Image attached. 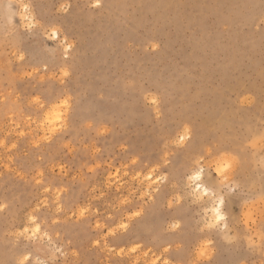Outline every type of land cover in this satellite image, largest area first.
I'll return each instance as SVG.
<instances>
[{
    "label": "rangeland",
    "instance_id": "obj_1",
    "mask_svg": "<svg viewBox=\"0 0 264 264\" xmlns=\"http://www.w3.org/2000/svg\"><path fill=\"white\" fill-rule=\"evenodd\" d=\"M24 2L0 0V264H264V9Z\"/></svg>",
    "mask_w": 264,
    "mask_h": 264
},
{
    "label": "bare ground",
    "instance_id": "obj_2",
    "mask_svg": "<svg viewBox=\"0 0 264 264\" xmlns=\"http://www.w3.org/2000/svg\"><path fill=\"white\" fill-rule=\"evenodd\" d=\"M136 1L138 2V5L143 3V0H119V2H117V5L119 7V12L120 11H121V13L125 12L124 8L126 9V6L129 3H133V2L137 3ZM155 2H157V4L159 6H163V7H165L168 10L169 9L172 10L173 6H179V5L180 6H184L185 4L196 5L197 3H199L198 0H176V1L175 0H155ZM207 2L209 3V6L207 7L208 8V12L212 13V14H216V12H217L216 8L219 7V6L220 7H222V6L229 7L228 14H227V16H225V18L230 23H233L235 20H238V21L244 22V23H246V22L249 23L251 18L254 15V11L256 10V8L261 7L262 9H264V2H262V0H207ZM259 4H261L262 6L259 5ZM246 8H249V9L245 10ZM213 9H214V13H213ZM156 19H157V17H155V20ZM145 21L143 19H138L137 20V25L139 26L140 24H142V22H143L142 25H144V24H146ZM54 36L56 38L59 37V34H58L57 31L54 32ZM244 38H245L244 35L241 36L238 33H234L231 36V43L230 44H223L222 42L220 43L218 38H217L216 41H213L211 43H212L213 49L215 51H217V50L219 52L228 51V55L231 57L230 63H231V65L234 66V63H237L236 62L237 60H236L235 57H239L240 54H241L240 47H241V44H242V40H245ZM208 41H209V38H208ZM206 43H207V38H206V40L200 39L197 49L198 50H203L204 46L206 45ZM102 47L103 46H100L98 44H94V45L90 46V49L99 51V50L102 49ZM108 53H106V54H108ZM105 58H106V55L102 56L100 54H97V57L94 60H92V61L95 64H100ZM225 67L223 66L222 69L224 68V70H225ZM208 70H209V68H206V72ZM187 136H188V134L182 135L180 137V139L184 140V139L187 138ZM198 144L199 143L197 141H195L193 143L191 149L194 146L198 145ZM188 164H195V163L191 162V163H188ZM191 166L192 165H187V168L185 169L184 173L187 176V179L190 178L191 181L193 182L194 191L199 193V194L210 195V193L213 192V190L211 191L210 188L205 184L203 168H199V167L195 168V166L191 168ZM198 173H200L201 178L199 180L193 179V177H195ZM217 206H218V200H217L216 206L211 208L213 217L215 216V209L217 208ZM223 209H224V206L222 208V211L224 213Z\"/></svg>",
    "mask_w": 264,
    "mask_h": 264
},
{
    "label": "clouds",
    "instance_id": "obj_3",
    "mask_svg": "<svg viewBox=\"0 0 264 264\" xmlns=\"http://www.w3.org/2000/svg\"><path fill=\"white\" fill-rule=\"evenodd\" d=\"M14 2H18L20 4V6L23 8L24 10V13H28V11L30 10V4L28 3H25L24 0H14ZM262 2H264V0H262ZM100 3H101V0H95L94 4L92 5L93 7H100ZM9 7H11V4L9 5ZM24 19H28V16L25 15L24 16ZM29 27H31V25H28ZM155 47V46H154ZM67 74V73H65ZM216 171L223 175V172L221 169H216ZM201 178V175L200 173H198L195 177H193V179H196V180H199ZM233 191V189H229V194ZM127 202V201H125ZM225 204V195H220L219 198H218V206L217 208L215 209V216H214V223L213 225H210V227H213V226H219L221 228V230H227L228 228V224H227V216L226 214L223 213L222 211V208ZM170 206H171V203H170ZM143 214V209L141 210H137V211H133L132 213L129 214L128 216V221H131L135 218H138L140 217L141 215ZM97 227H100V225L98 224ZM130 227V223H127V222H122L119 224V229H122L124 231H127ZM174 227H179V224L177 223L176 225H174ZM39 231V227H37V229H35L31 236H28V239H32L35 237L36 233ZM116 229H113L111 231V235H115L116 234ZM25 232H27V230H25ZM23 235V233H22ZM140 247V245H136L134 246L132 249H131V252H136L137 249ZM57 252L60 251V249H56ZM167 251V249H166ZM121 252H123V249H121ZM145 255H147V253H145ZM201 256L205 255V252L202 251L200 253ZM29 260V257L28 256H25L23 257L20 261H19V264H27ZM158 261H159V257H157L155 260L151 261V264H158ZM38 264H41V262H38ZM133 264H139V259H137L136 261L133 262ZM164 264H169V261L165 260L164 261Z\"/></svg>",
    "mask_w": 264,
    "mask_h": 264
},
{
    "label": "snow or ice",
    "instance_id": "obj_4",
    "mask_svg": "<svg viewBox=\"0 0 264 264\" xmlns=\"http://www.w3.org/2000/svg\"><path fill=\"white\" fill-rule=\"evenodd\" d=\"M218 171H219V169H218Z\"/></svg>",
    "mask_w": 264,
    "mask_h": 264
}]
</instances>
